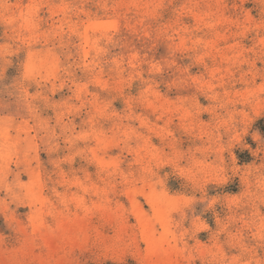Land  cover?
<instances>
[{
    "label": "rangeland",
    "instance_id": "rangeland-1",
    "mask_svg": "<svg viewBox=\"0 0 264 264\" xmlns=\"http://www.w3.org/2000/svg\"><path fill=\"white\" fill-rule=\"evenodd\" d=\"M0 264H264V0H0Z\"/></svg>",
    "mask_w": 264,
    "mask_h": 264
}]
</instances>
